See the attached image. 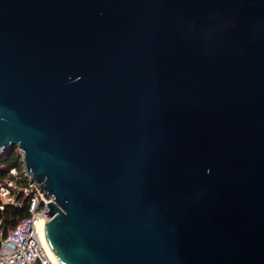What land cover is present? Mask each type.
Masks as SVG:
<instances>
[{"label": "water", "instance_id": "1", "mask_svg": "<svg viewBox=\"0 0 264 264\" xmlns=\"http://www.w3.org/2000/svg\"><path fill=\"white\" fill-rule=\"evenodd\" d=\"M62 264H264V0H0V152Z\"/></svg>", "mask_w": 264, "mask_h": 264}, {"label": "built area", "instance_id": "2", "mask_svg": "<svg viewBox=\"0 0 264 264\" xmlns=\"http://www.w3.org/2000/svg\"><path fill=\"white\" fill-rule=\"evenodd\" d=\"M49 201H53V197L40 191L24 168L10 169L9 177L0 183V212L6 205L21 206L27 202L30 214L1 237L0 264H54L42 236L44 222L51 219L46 212Z\"/></svg>", "mask_w": 264, "mask_h": 264}, {"label": "trees", "instance_id": "3", "mask_svg": "<svg viewBox=\"0 0 264 264\" xmlns=\"http://www.w3.org/2000/svg\"><path fill=\"white\" fill-rule=\"evenodd\" d=\"M22 154L15 146L9 147L0 152V183L9 177L10 169L18 167L22 170ZM30 214L28 203L23 205H6L5 209L0 212L2 223L0 225V239L6 236L8 231L23 218Z\"/></svg>", "mask_w": 264, "mask_h": 264}, {"label": "bare ground", "instance_id": "4", "mask_svg": "<svg viewBox=\"0 0 264 264\" xmlns=\"http://www.w3.org/2000/svg\"><path fill=\"white\" fill-rule=\"evenodd\" d=\"M42 236H43V241H44V245L47 249V252L50 256V258L52 259V261L54 262V264H62L60 262V260L58 259V257L56 256L55 252L53 251L52 247L49 245L46 237H45V234H44V226H43V229H42Z\"/></svg>", "mask_w": 264, "mask_h": 264}, {"label": "rangeland", "instance_id": "5", "mask_svg": "<svg viewBox=\"0 0 264 264\" xmlns=\"http://www.w3.org/2000/svg\"><path fill=\"white\" fill-rule=\"evenodd\" d=\"M21 166L24 168V165H23V163L21 164Z\"/></svg>", "mask_w": 264, "mask_h": 264}]
</instances>
